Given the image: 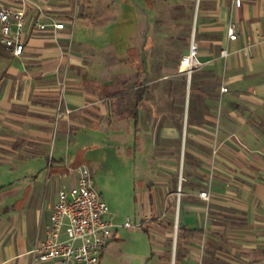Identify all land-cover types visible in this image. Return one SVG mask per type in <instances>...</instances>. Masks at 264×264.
I'll list each match as a JSON object with an SVG mask.
<instances>
[{"label": "crops", "instance_id": "crops-1", "mask_svg": "<svg viewBox=\"0 0 264 264\" xmlns=\"http://www.w3.org/2000/svg\"><path fill=\"white\" fill-rule=\"evenodd\" d=\"M33 1L23 55L0 45V264H63L33 251L84 164L116 224L99 264H264V0Z\"/></svg>", "mask_w": 264, "mask_h": 264}, {"label": "built area", "instance_id": "built-area-1", "mask_svg": "<svg viewBox=\"0 0 264 264\" xmlns=\"http://www.w3.org/2000/svg\"><path fill=\"white\" fill-rule=\"evenodd\" d=\"M241 6L242 0H235ZM33 0H0V45L14 56L21 57L25 49L24 32L27 12ZM49 22L37 21L35 27L40 30L52 29L54 38L59 41L61 31L66 29L62 21L49 17ZM228 37H238L236 24L228 25ZM67 47H71L72 36H67ZM229 55L228 49L222 50V56ZM203 65L199 59V42L193 34L189 51L181 59V69L191 77ZM64 95L65 82H60ZM223 91H227L223 87ZM72 109L64 106L63 98L57 109V118L70 115ZM77 183L70 191L60 194L50 215L47 235L44 241L33 251L35 261L59 260L63 264L77 261L81 264H99L101 257L114 234V223L108 203L95 188L93 175L88 165L77 169ZM200 196L209 199V192L202 191ZM127 227H135L131 222Z\"/></svg>", "mask_w": 264, "mask_h": 264}, {"label": "rangeland", "instance_id": "rangeland-1", "mask_svg": "<svg viewBox=\"0 0 264 264\" xmlns=\"http://www.w3.org/2000/svg\"><path fill=\"white\" fill-rule=\"evenodd\" d=\"M53 148H54V146L52 147V150H53ZM84 165H87V164H84ZM90 167V166H89ZM91 169V168H90ZM91 171H92V169H91ZM93 172V171H92ZM92 175H93V178L95 177V183H96V186H97V188H98V190L100 191V187L98 186L101 182V178H100V175H97V176H94V174L92 173ZM102 195V194H101ZM103 196V195H102ZM104 198V197H103ZM109 217H113L112 216V213H110V215H109ZM114 221V220H113ZM128 222H131V221H128ZM134 222V221H133ZM132 223V222H131ZM132 224H134V223H132Z\"/></svg>", "mask_w": 264, "mask_h": 264}]
</instances>
